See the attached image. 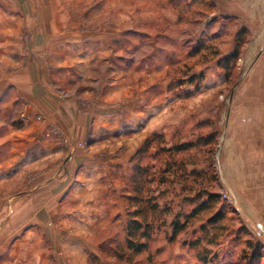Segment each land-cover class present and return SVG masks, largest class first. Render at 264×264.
I'll list each match as a JSON object with an SVG mask.
<instances>
[{"label": "rangeland", "instance_id": "rangeland-1", "mask_svg": "<svg viewBox=\"0 0 264 264\" xmlns=\"http://www.w3.org/2000/svg\"><path fill=\"white\" fill-rule=\"evenodd\" d=\"M209 12L205 0H0V79L25 64L31 54L28 28L23 33L17 22L22 17L31 24L40 18L58 20V33L68 38L119 29L124 32L120 54L124 68L119 70L123 80L113 90L104 87L110 94L103 102L106 108L127 110L121 134H111L105 144L94 147L98 158L114 161L109 169L113 190L107 199H96L92 210L79 211L81 222L54 223L50 243L38 233L44 250L31 249L26 243L14 248L15 236L3 235L10 222L1 215L0 253L6 252L0 255V264H33L35 260L45 264L46 259L49 264H203L198 255L204 249L218 264H264V258L259 262L245 258L249 242L260 245L264 257V224L247 218L243 211V201L252 202L245 199L250 190L230 189L221 165L223 154L228 153L224 149L227 123L234 114L247 111L240 103L249 99L244 87L252 82L250 71L262 49L254 54V61L244 60L251 39L247 31V43L227 75L217 58L224 48L221 44L236 27L233 21L217 19ZM16 53L20 61L11 60ZM134 63L139 65L132 73L129 67ZM193 76L196 79L190 84ZM149 140L151 145L143 150ZM185 143L194 147L180 154L163 152ZM137 166L152 180L142 183L144 191L139 194L131 179ZM32 177L0 183V212L5 206L2 200L11 209L13 199L28 193ZM201 193L221 199L190 219L186 230L174 237V221L179 218L184 223L183 217L207 200H198ZM154 204L157 209L152 213ZM66 205L67 209L75 206L73 202ZM139 208L148 216L152 232L147 249L133 254L124 245L123 229L128 212ZM217 210L224 212L225 219L211 226L209 220Z\"/></svg>", "mask_w": 264, "mask_h": 264}, {"label": "crops", "instance_id": "crops-1", "mask_svg": "<svg viewBox=\"0 0 264 264\" xmlns=\"http://www.w3.org/2000/svg\"><path fill=\"white\" fill-rule=\"evenodd\" d=\"M205 1L208 14L233 21L236 27L221 44L224 48L218 61L233 52L235 37L242 30L251 34L243 52L247 63L262 49L250 71L252 82L244 87L249 99L240 103L247 111L234 114L227 123L224 149L228 153L223 154L221 165L230 189L250 190L245 199L252 202L243 201L247 218L264 224V0ZM22 18L17 22L23 33L28 28L31 54L25 64L0 79V183L33 177L27 183L28 193L13 199L11 209L2 200L5 206L0 217L10 222L3 235L15 236L14 248L26 243L31 249L44 250L45 243L37 241L38 233L50 243L54 223L81 222V212L97 206L96 199L106 200L113 190L109 169L114 161L98 158L94 147L105 144L111 134H121L127 124L125 108H106L103 102L110 94L104 87L113 90L123 80L119 70L124 68L120 56L124 32L117 29L68 38L58 33V20L40 18L31 24ZM16 54L11 60L20 61ZM138 65L129 67L132 73ZM69 202L74 209H67ZM42 263L49 264V260Z\"/></svg>", "mask_w": 264, "mask_h": 264}, {"label": "trees", "instance_id": "trees-1", "mask_svg": "<svg viewBox=\"0 0 264 264\" xmlns=\"http://www.w3.org/2000/svg\"><path fill=\"white\" fill-rule=\"evenodd\" d=\"M246 34V30H242L240 33H238L237 39H235V48L233 52L229 55H227L224 59L219 61V65L223 67V69L226 71L227 75H230L231 70L233 69L234 64L236 61L239 59L240 51L242 47L247 43L246 39L247 37L244 36ZM199 78H202V76H199ZM196 77L193 76L191 77L188 81L189 83H193L195 81ZM155 139V138H154ZM153 140L146 141L143 150L148 148ZM211 142V141H209ZM208 142V143H209ZM207 143V144H208ZM193 144L185 143L183 145H175L168 150H163V152L166 153H173V154H180L183 153V151H187L191 148H193ZM140 152V151H137ZM138 154V153H136ZM134 175L131 178L133 185L136 187V190L139 193H143L144 191V184L151 183L152 180H147L145 175V169H140L139 166H137L134 169ZM144 176V177H143ZM144 183V184H142ZM201 193L197 198L200 201V199L207 198L206 201H201L199 203V206H197L195 209L190 210L189 215H185L183 218L185 219L184 223L180 224L179 223V218L177 221H174L172 224V228L174 229L173 236L178 237L181 233H183L186 229L187 223L190 219L195 218L200 214L201 211L209 209V207L213 204L219 203L221 197H219L217 194L216 195H209V194H204ZM202 195V196H201ZM131 200H134L131 198ZM192 203H196L195 201ZM152 213L156 212L157 205H151L150 207ZM128 215H130L129 220L126 222L124 226V245L126 248L132 252L133 254H140L141 252L145 251L147 249V241L151 238V232H152V227L151 224L148 221V216L145 214L143 208H139L138 210L134 212H128ZM225 219V214L224 212H221V210H217L216 215L209 220V224L211 226L217 225L218 222L222 221ZM195 246L194 247H199L200 241L199 239L194 242ZM207 244H211V242H207ZM249 256H246L245 258H248V260H251L253 262H259L262 260L263 257V252L262 248L258 244H251L249 242ZM209 251L204 249L201 255L199 256V259L202 260L203 264H218L216 261V257L214 255L208 256Z\"/></svg>", "mask_w": 264, "mask_h": 264}]
</instances>
